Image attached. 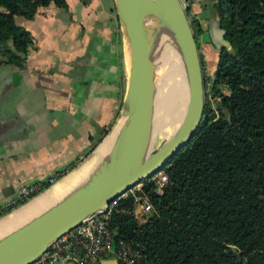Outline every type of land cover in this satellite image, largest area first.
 <instances>
[{
  "label": "trees",
  "instance_id": "obj_1",
  "mask_svg": "<svg viewBox=\"0 0 264 264\" xmlns=\"http://www.w3.org/2000/svg\"><path fill=\"white\" fill-rule=\"evenodd\" d=\"M48 4L66 7L65 0H0V64L20 66L34 44L14 17L31 19ZM211 8L229 44L218 48L214 108L203 81L202 117L161 168L162 192L142 187L151 215L141 223L120 213L109 219L114 238L137 250V264H264V0H213ZM189 23L196 39L202 29Z\"/></svg>",
  "mask_w": 264,
  "mask_h": 264
},
{
  "label": "crops",
  "instance_id": "obj_2",
  "mask_svg": "<svg viewBox=\"0 0 264 264\" xmlns=\"http://www.w3.org/2000/svg\"><path fill=\"white\" fill-rule=\"evenodd\" d=\"M212 2L186 3L205 55L217 52L209 38ZM65 3L40 7L31 19L14 17L34 44L20 66L0 64V201L23 181L73 171L115 128L128 50L114 0ZM116 263L109 252L98 264Z\"/></svg>",
  "mask_w": 264,
  "mask_h": 264
},
{
  "label": "water",
  "instance_id": "obj_3",
  "mask_svg": "<svg viewBox=\"0 0 264 264\" xmlns=\"http://www.w3.org/2000/svg\"><path fill=\"white\" fill-rule=\"evenodd\" d=\"M114 6L126 39L129 64L118 125L98 165L102 176L1 232L0 264H28L34 260L51 240L160 170L188 142L200 122L204 106L202 67L181 1L114 0ZM209 34L216 48L229 46L215 20ZM160 37L171 41L179 56L186 84V109L176 131L144 157L154 92L151 45Z\"/></svg>",
  "mask_w": 264,
  "mask_h": 264
},
{
  "label": "built area",
  "instance_id": "obj_4",
  "mask_svg": "<svg viewBox=\"0 0 264 264\" xmlns=\"http://www.w3.org/2000/svg\"><path fill=\"white\" fill-rule=\"evenodd\" d=\"M205 91L207 93L206 88ZM61 176V171H54L43 178L19 183L10 196L0 201V216L28 202ZM166 182L167 175L162 169L148 178V183L156 193L162 192ZM139 185L140 182L107 203L102 210L86 216L78 224L51 240L45 250L28 264H98L109 252H112L121 264H137V250L130 242L114 238L115 231L109 227V219L115 213L131 215L133 218L152 213V205ZM126 201L131 203V208L121 204Z\"/></svg>",
  "mask_w": 264,
  "mask_h": 264
},
{
  "label": "bare ground",
  "instance_id": "obj_5",
  "mask_svg": "<svg viewBox=\"0 0 264 264\" xmlns=\"http://www.w3.org/2000/svg\"><path fill=\"white\" fill-rule=\"evenodd\" d=\"M151 50L154 79V92L152 97L153 108L148 124L144 157L147 156L153 149L158 148L176 131L183 119L187 101L183 68L171 41L165 37H160L152 42ZM117 125L118 123L116 126ZM111 134L109 135L110 137L107 136L103 140L99 149L95 153L93 152L94 154L92 153V157H90L92 155L91 154L89 156L90 158L88 157L89 159H86V162L84 160L85 163L78 171H75L64 180H62L63 178L60 179L54 185L56 186L62 180L57 189L50 190L44 195L42 194L50 188L42 191L37 197L25 204H28L42 195L36 202L27 205L23 209L10 215L8 219L0 222V233L13 227L15 223L28 218L37 210L64 196L75 185L80 182H85V179L89 174L90 177L86 183L83 186H81V183L79 187H87L96 179L101 177L102 172L97 165L110 146L113 137Z\"/></svg>",
  "mask_w": 264,
  "mask_h": 264
},
{
  "label": "rangeland",
  "instance_id": "obj_6",
  "mask_svg": "<svg viewBox=\"0 0 264 264\" xmlns=\"http://www.w3.org/2000/svg\"><path fill=\"white\" fill-rule=\"evenodd\" d=\"M181 1V3H182V6L186 9V3H187V0H180ZM186 15H187V17H188V19H194V16H192L190 13H189V11L187 10V13H186ZM210 38V37H209ZM196 43H197V47H198V49H199V51H200V55H199V57H200V61H201V67H202V79H203V81H204V85H205V88L206 89H208V91H207V96H206V100H207V102L209 103V105L211 106V108H214V103L217 101V98H214L213 96H211V94H210V92H209V87H210V85H211V82H212V80H213V74H214V69H215V65H216V60H217V54H218V48H217V52H216V50H214V49H212L211 51H209L208 52V54H204V50H203V44H204V42L203 41H201V38H200V34H197L196 35ZM211 40V39H210ZM198 51V52H199ZM219 89L223 92V93H227V90H226V88H225V86L224 85H222V84H220L219 86ZM99 149V148H98ZM154 150V149H153ZM152 150V151H153ZM151 151V152H152ZM96 152V151H95ZM94 152V153H95ZM93 153V154H94ZM93 154L90 156V157H92L93 156ZM89 157V158H90ZM86 158V157H85ZM85 158L83 159V161L85 160ZM88 158V159H89ZM87 159V160H88ZM87 160H85V162L87 161ZM82 161H80V163H81ZM85 162H83L79 167H74L75 168V170L74 171H72V169H70L71 167H69V169H67V170H65V171H62L63 173H62V176L54 183V184H52L51 186H49L48 188H50L49 190H47L46 192H44L42 195H44L45 193H47V192H49L50 190H55V189H57V187L59 186V184L62 182V180H64V179H66L67 177H69L72 173H74L75 171H78L79 169H80V167L81 166H83V164L85 163ZM79 163V164H80ZM100 163V162H99ZM78 164V165H79ZM77 165V166H78ZM99 165V164H98ZM98 165H97V167H98ZM70 171H72V172H70ZM70 172V173H69ZM92 174V173H91ZM65 177V178H64ZM89 177H90V174L87 176V178L85 179V182H80L79 184H77V185H75L72 189H70L67 193H75L78 189H80L81 187H79L80 186V184L82 183V185L81 186H83L85 183H86V181L89 179ZM63 178V179H62ZM148 178L149 177H147V178H145L144 180H142L141 182H140V185L138 186V187H141V189H143L142 187H143V185H145V184H147L148 183ZM60 179H62L56 186H54ZM47 188V189H48ZM45 191V190H44ZM70 193V194H71ZM39 195V194H38ZM37 195V196H38ZM42 195H40L38 198H36V199H34L33 201H31V202H29L28 204H23V206L21 207V206H18V207H16V208H14V209H12V210H10V211H8V212H6L5 214H3L2 216H0V222H2L3 220H5V219H8L9 217H10V215H12L13 213H15V212H17V211H19V210H21V209H23L24 207H26L27 205H29V204H31V203H33V202H36ZM37 196H35V197H37ZM35 197H33V198H35ZM32 198V199H33ZM32 199H30V200H32ZM136 211H138V208L136 207ZM151 214H144V215H137V218H134V219H136L138 222H143L144 220H146L149 216H150ZM30 217V216H29ZM17 223H19V222H17ZM17 223H15L14 225H16ZM13 225V226H14Z\"/></svg>",
  "mask_w": 264,
  "mask_h": 264
}]
</instances>
